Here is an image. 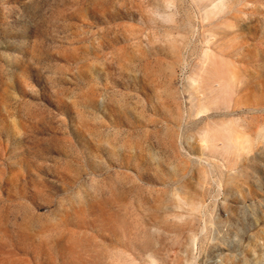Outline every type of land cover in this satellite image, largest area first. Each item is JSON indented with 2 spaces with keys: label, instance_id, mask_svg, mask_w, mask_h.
<instances>
[{
  "label": "rangeland",
  "instance_id": "rangeland-1",
  "mask_svg": "<svg viewBox=\"0 0 264 264\" xmlns=\"http://www.w3.org/2000/svg\"><path fill=\"white\" fill-rule=\"evenodd\" d=\"M0 264H264V0H0Z\"/></svg>",
  "mask_w": 264,
  "mask_h": 264
}]
</instances>
